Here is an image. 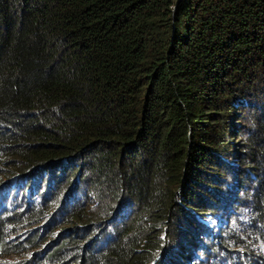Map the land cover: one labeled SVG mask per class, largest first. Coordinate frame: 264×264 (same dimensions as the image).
<instances>
[{
    "label": "trees",
    "instance_id": "obj_1",
    "mask_svg": "<svg viewBox=\"0 0 264 264\" xmlns=\"http://www.w3.org/2000/svg\"><path fill=\"white\" fill-rule=\"evenodd\" d=\"M157 256L264 264V0H0V264Z\"/></svg>",
    "mask_w": 264,
    "mask_h": 264
},
{
    "label": "rangeland",
    "instance_id": "obj_2",
    "mask_svg": "<svg viewBox=\"0 0 264 264\" xmlns=\"http://www.w3.org/2000/svg\"><path fill=\"white\" fill-rule=\"evenodd\" d=\"M79 164H81V162H78ZM84 163V162H83ZM88 163V164H87ZM85 164H87V166H85V168H88V167H90V163H89V160H86L85 161V163H84V165ZM78 173V172H77ZM86 175V174H85ZM85 175H83V174H81V176L83 177V179H87L86 181H88V176H85ZM72 179H74V176H73V178H71L70 180H72ZM70 182V181H69ZM86 185V184H85ZM85 185H83V186H85ZM83 186H80V188H82ZM100 195V194H99ZM76 196H78V194H76ZM98 197L99 198H101L100 196H97V199H98ZM92 201H94V198L92 199ZM106 203H109V202H106ZM104 204V203H103ZM103 204H102V202H101V206H103ZM97 205H98V203H97ZM99 206V205H98ZM190 211H192V212H194V213H196L195 212V210H194V208H190ZM199 216L197 215V218H198ZM199 220H201L203 223H205L204 225L205 226H207V227H209V228H211V229H213V227H217V226H219V224H220V219L219 218H215L214 216H211V215H206V217H203V218H201L200 219V217H199ZM197 221H198V219H197ZM199 222V221H198ZM196 226V225H195ZM196 228V227H195ZM200 236H202L203 237V235H200ZM167 246L168 245H166V247L163 245V248H162V250H161V253H162V251H164L166 248H167ZM159 255V254H158ZM159 256H157L155 259H153V261L150 263V264H153V263H156V260H157V258H158Z\"/></svg>",
    "mask_w": 264,
    "mask_h": 264
}]
</instances>
